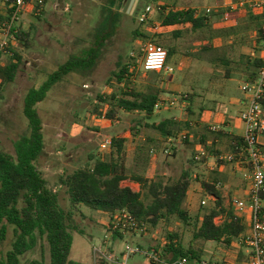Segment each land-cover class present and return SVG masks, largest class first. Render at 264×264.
Masks as SVG:
<instances>
[{"label":"rangeland","instance_id":"374dc122","mask_svg":"<svg viewBox=\"0 0 264 264\" xmlns=\"http://www.w3.org/2000/svg\"><path fill=\"white\" fill-rule=\"evenodd\" d=\"M190 3L203 7L216 6L219 0H190ZM149 6L153 8L150 22L142 25L138 20L139 13ZM109 13L114 15L115 10L107 0H49L39 18L31 15L20 22L19 25L24 29H31V46L26 49L19 44L17 51L23 57V62L17 78L12 84L0 86V148L4 152L15 156V144L29 134L28 121L23 114L24 99L28 91L40 87L58 66L89 47L94 34L108 18ZM120 19L113 45L92 77L89 80L74 75L67 77L49 94L48 99L38 106L45 135V149L38 161V169L43 173L49 188L58 193L61 206L67 210L70 202L66 190L59 184L61 176L85 167L90 156H101L102 143L137 124L135 119L141 118V115L121 110L118 114L120 125L112 127L109 122L103 121L105 106L99 110L96 107L101 105L99 96L112 102V95H118L126 90L125 85L127 86L128 82L118 84L115 79H111L112 73L117 70L116 64L122 58L124 64H132L136 68H131V71L136 70V73L135 77H130L132 82H129L127 87L145 91L147 85L157 84L162 91L161 101L177 103L173 109L164 108L157 112L158 115L153 118L154 122L158 123L170 117L169 114L176 116L175 118L181 122L184 120L182 116L186 112L185 107H188L189 103L183 102L181 96L187 94L193 96L194 115L190 117L193 119L191 121H194L192 122L194 128L182 129L176 134L180 140L170 143L168 139L163 141L162 136L147 128L144 122L141 123L140 132H135V136L129 139L126 146L125 165L129 173L138 172L152 181L166 184L177 182L182 172L190 168L192 175H198V181L192 182L194 187H191L189 198L192 195L193 197L192 200L188 198L185 207L195 218L204 209L213 205V202L206 198L202 183L220 182L223 186L229 185L227 180L231 172L229 167H233L231 164H222L220 171H212L209 166L215 165H210L211 158L208 160L206 157L207 163H203L204 158L201 162L196 161L195 158L201 148L207 147L200 144L199 138L197 139L207 130V124L202 121L203 119H199V115L203 114L205 119L207 111H212L216 106L214 100L221 99L223 103L228 104L234 97L233 93L236 96L242 95V83L247 79V76L242 75V68L244 69L247 64L248 55L253 51V43L256 41L254 26L250 30H244L242 28L245 22L235 18L233 22H223L222 25L228 29L236 28L237 34L234 36L217 31L218 26L211 32L204 33L182 30V36L178 37L172 31L164 33L152 0H139L137 11L132 15L121 13ZM153 25L154 29L151 28ZM136 30L149 37H135ZM148 42L159 44L166 50L176 49V53L168 60V65L174 70L172 81L164 82L162 75H155L154 72L148 75L142 73L141 48ZM206 45L210 46V50L203 51ZM224 58L233 62L230 66L233 69L230 79L226 78L227 67L221 62ZM134 60H139V63L136 65ZM6 61L7 55L3 57V62ZM227 87L232 90L230 93H225ZM202 110L204 112H201ZM235 110L232 107L229 111ZM186 133L189 134L188 143L181 139ZM148 138L153 139L155 144L150 146V151L144 150V154L138 158V148L144 146ZM220 145L224 155L230 153L226 142ZM151 149L158 152L156 159L151 157ZM164 149H169L171 154L164 155ZM191 160H194V165L190 163ZM244 169L247 171V168ZM124 186L132 188L135 192L141 191L138 183L126 182ZM234 190L236 189L233 186L220 189L221 193L225 194L226 206L233 210L236 194ZM147 194L148 192L144 191V200L150 203ZM241 198L246 200L243 195ZM203 200L207 201L206 206L202 205ZM81 211L82 214L78 215L76 220L83 234L74 233L71 250V259L76 262L96 264L94 248L102 246L105 241H109V246L114 248L116 255H119L127 244L139 245L144 249L157 248L166 241L168 234L175 233L186 248L192 246L201 260L209 264H240V261L234 259L238 249L235 247L226 249L219 244L196 241L193 239V226L186 227L177 219H172L169 224L161 223L156 229L148 227L147 233H139L113 242L107 236L109 218L106 214L86 207H81ZM221 220L216 219L217 224H220ZM13 240V229L10 227L7 240L0 248V257H4L11 249ZM246 250H249L247 246ZM32 260L49 262V246L46 241H40L36 249L21 257L22 264H28ZM128 264L151 263L144 255L137 254L129 259ZM189 264L199 262L189 260Z\"/></svg>","mask_w":264,"mask_h":264},{"label":"trees","instance_id":"16d2710c","mask_svg":"<svg viewBox=\"0 0 264 264\" xmlns=\"http://www.w3.org/2000/svg\"><path fill=\"white\" fill-rule=\"evenodd\" d=\"M159 1L152 0L162 28H182L186 32L193 33L211 32L213 24L210 18L205 16L195 18V10L190 9H171L166 14L167 6L158 4ZM107 2L117 7L118 10H122L125 0H107ZM107 15L108 18L94 34L89 47L68 58L48 76L40 87L32 88L26 94L23 114L28 121L29 134L15 144V156L0 148V248L7 240L10 227L13 229L14 238L11 249L4 257H0V264H22L21 257L36 249L40 241H46L49 246V262L32 260L28 264H83L71 259L73 235L77 232L83 234L76 220L77 216L82 214L81 207L101 211L109 217L127 211L137 220L140 227L146 226L152 229H156L161 223L169 224L172 219H177L186 227L193 226L194 240L219 244L226 249L238 242L248 229L245 219L233 208L226 206L225 197L217 189V182L202 183L206 195L214 196L216 201L214 205L204 209L202 213L193 218L185 207L192 187L190 168L182 172L177 182L169 184L152 181L138 172L129 173L125 165L126 145L129 139L135 136V132H140L141 123L144 122L147 128L162 136L163 141L177 138L176 134L182 129L187 130L194 126L192 122H179L174 118L154 122L153 118L157 116L156 105L161 101L162 91L157 84L147 85L145 91L127 87L129 82H132L131 78L135 77L136 70L131 71L135 65L124 64L122 58L116 64L117 70L112 73L111 79H115L118 84L128 82V85H125L126 90L118 95H112V102L99 96L102 107L101 105L96 107L99 110L103 108V105L105 106L103 121L109 122L112 127L120 125L118 114L121 110L129 114L141 115V118L135 119L137 124L132 128L112 136V144L108 152L98 157L90 156L85 167L61 176L59 184L67 192L70 202L69 209L66 210L61 206L58 193L49 188L47 180L37 165L45 149L44 124L38 106L44 103L49 94L67 77L74 75L83 80H89L92 77L94 71L104 60L108 49L112 47L121 20V13L115 12L114 15L111 13ZM4 20L5 16L0 13V22ZM247 20L248 23L242 29L250 30L254 26L257 37L253 49H256L263 40L261 22L259 18L252 15ZM151 28L154 29L155 26ZM182 30L176 29L173 33L181 37ZM219 31L226 33L227 36L237 34L236 28L233 27L221 28ZM31 35V29L26 30L23 26H19L18 32L12 34L7 61L0 65L1 87L15 82L23 62V57L18 53L17 47L20 44L29 49ZM134 36L149 37L139 30L134 32ZM208 50L210 46L203 47V51ZM167 52L169 60L176 53V49L168 48ZM256 52L259 56L253 60L248 57L244 67L249 73L247 82L256 81L258 71L262 66L261 50H256ZM134 61L136 65L139 63V60ZM221 62L227 67L226 78L230 79L233 72L230 66L233 62L228 58L222 59ZM155 75L162 74L155 73ZM181 97L183 102L190 103L186 110L187 114L193 115V96L187 94ZM206 129L207 134L204 133L197 139L199 138L200 144L207 146L205 148L209 157H219L220 152L215 150L216 143L225 135L222 132L214 133L209 127ZM146 141L144 146L138 148V158L144 154V150L150 151V146L155 144L153 139L148 138ZM209 141L212 145L208 147ZM232 141V152L237 153V148L243 147V139L232 137ZM184 142H189V134ZM204 159L203 163L209 160L206 157ZM190 163L195 164L194 160ZM125 182L138 183L141 191L135 192L130 187H125ZM144 191L148 192L147 197L151 200L150 203L145 202ZM261 200L263 202L262 216H264V191L261 193ZM217 218H222L220 224L215 222ZM106 230L109 232V229L106 228ZM123 239L124 236L120 233L113 235L114 241ZM150 249L161 251L167 260L185 257L190 261H201L199 254L192 246L186 248L175 233L168 234L163 244Z\"/></svg>","mask_w":264,"mask_h":264},{"label":"built area","instance_id":"2783aa9c","mask_svg":"<svg viewBox=\"0 0 264 264\" xmlns=\"http://www.w3.org/2000/svg\"><path fill=\"white\" fill-rule=\"evenodd\" d=\"M49 0H0V13L5 16V20L0 22V65L3 64V57L7 55L8 48L11 44V36L18 32L20 22L27 16H40L44 7L47 6ZM153 8L151 6L145 8L139 13V23L146 25L149 23V17ZM243 10L259 18L262 29L261 59L262 66L258 71V77L255 82H246L243 84L241 91L246 96V109L241 113L240 119L244 124L243 147L237 148V153H230L222 156L220 159L227 163L237 162L239 165L247 168V180L249 182V202L239 199L233 200L235 212L243 215L247 210L250 211L249 228L245 234L239 239L240 244L248 247L247 264H264V216H262L263 202L261 193L264 191V0H237L231 7V10L222 14L221 21L224 23L233 22L236 12ZM214 8H205L195 10L194 17L202 16L214 17ZM142 61L140 63L143 74L148 75L151 72L162 74L165 81L173 79V68L168 64L167 50L155 43H145L141 48ZM177 105L175 101H160L156 105V112L162 111L164 108L170 109ZM212 132L221 131L218 126L209 128ZM187 138V133L181 136L182 140ZM180 138H169L168 142H178ZM112 139L100 145V151L108 152L111 148ZM164 155H170L169 149H164ZM152 157H157L156 150L151 151ZM207 157L205 148H201L196 156V161L201 162ZM191 181H198V175L191 176ZM222 186L217 185L220 190ZM209 201H216L211 195L206 197ZM202 205L206 206L207 201L203 200ZM107 225L108 238L113 242V235L120 233L124 237L136 236L139 233H147V227H140L137 220L127 211H122L113 217H109ZM222 219V218H217ZM222 221V220H221ZM217 223L218 221L215 220ZM94 258L96 264H128L129 259L137 254L144 255L151 264H189L188 258H178L170 260L164 258L161 251L154 249H144L142 247L127 244L125 250L121 254L116 255L114 248L109 246V241H105L102 246L94 248ZM199 264H209L205 260H201Z\"/></svg>","mask_w":264,"mask_h":264},{"label":"crops","instance_id":"0c3cea01","mask_svg":"<svg viewBox=\"0 0 264 264\" xmlns=\"http://www.w3.org/2000/svg\"><path fill=\"white\" fill-rule=\"evenodd\" d=\"M237 2V0H219V4L216 6H206L203 7L201 5H196V4H191L190 0H160L158 4L167 6V10H166V14L169 13V11L171 9H176V10H197V9H205V8H214L215 10H217L215 12L214 17H211L210 20L212 21L213 27L212 30L215 29V27H218L216 30L219 31V29L224 28L222 27L223 22L221 21V17L222 14L225 12L230 11V8ZM138 4H139V0H136L134 3L131 2L129 7H128V3L127 0H125V3L123 5V9L122 10H118L117 7L111 6L115 12L118 13H124V14H128L132 15L133 13H135L137 11L138 8ZM125 11V12H124ZM250 15H248L247 12L243 11V10H239L236 12V17L238 20H242L244 21V26L248 23V17ZM176 29H181L182 28H163L164 33L167 32H174V30ZM158 30V29H157ZM185 30V29H184ZM255 36L257 37L256 32L254 33ZM255 42L253 43L254 46ZM262 44V43H261ZM261 45L257 46L256 49H253V51L248 55L249 58H251V60L256 59L259 54L256 52V50H260ZM242 75L247 76V78L249 77V73H247L245 71V69L242 68ZM163 76V75H162ZM164 82H167L164 80ZM172 81V80H171ZM247 82V81H246ZM245 82V83H246ZM168 83V82H167ZM244 83H242L243 86ZM242 88V87H241ZM230 91H232L229 87H227V90H225V93H230ZM242 95L237 94V96L235 95V93H233V98L232 101L227 103H223L221 99H219V101H215L216 106L214 108H212V111H207L206 113V117L204 119L203 114L199 115V119H203L202 121H205V123L207 124V126H218L221 128V131L225 137L222 140L217 141L216 143V150L220 152L219 157H209V154H207L208 159H210L212 161V164L210 165H215V166H209V169L216 170V171H220L221 169V165L222 164H231L233 165V167H229L231 170L229 176L227 177L229 185H222V183L218 182L217 185L223 186L221 187V189L224 188H230V187H234L236 190L235 191V199H239V200H244L241 198V196L243 195V197L246 198V202H249V182L247 180V171L244 169L245 167H243V165H239L237 162L234 163H227L223 160H221L220 158L222 156H224V154L221 152V148H220V144H222V142H226V147H229L228 150L230 153L232 152L233 146H232V137H239L243 139V135H244V124L242 123L240 116L241 113L246 109V96L243 94V92L241 91ZM195 104V102H194ZM190 106V103H188V107ZM188 107H185V110H187ZM232 107H234L236 110L235 112H230L229 110L232 109ZM174 108V107H173ZM172 108V109H173ZM183 112V111H181ZM201 112H204V110H202ZM194 113V112H193ZM158 115V114H157ZM194 115V114H193ZM170 117H166V118H174L177 121L178 118L176 119V116H173L172 114H169ZM184 120H181V122H194L191 121L193 120L189 114H187V112H184L183 116ZM164 118V119H166ZM163 120V119H162ZM196 124V122H195ZM209 124V125H208ZM197 125V124H196ZM203 134L200 135V137ZM162 139V137H161ZM163 140V139H162ZM226 140V141H225ZM262 142L264 143V139H262ZM128 144V143H127ZM212 142L209 141L208 142V146H211ZM127 146V145H126ZM228 153V154H230ZM263 153H264V147H263ZM227 155V154H225ZM152 157V156H151ZM153 159H156L157 157H152ZM213 161H215L213 163ZM227 172V171H225ZM192 176V175H191ZM126 183V182H125ZM128 187V186H126ZM192 187H194L193 183H192ZM132 189V188H131ZM223 196L225 197V194H223ZM190 197V192L188 195V198ZM193 195L191 196V198H189V200H192ZM188 198H187V202L188 203ZM250 211H246L242 217L245 219L247 226L249 228V223H250ZM248 230V229H247ZM244 244H240L239 242H236L235 244H233L232 247H235L236 249H238L237 251V256L235 259V261H240V264H247L248 261V250H246V246H243ZM245 259V260H244ZM234 261V260H233Z\"/></svg>","mask_w":264,"mask_h":264},{"label":"water","instance_id":"95a60500","mask_svg":"<svg viewBox=\"0 0 264 264\" xmlns=\"http://www.w3.org/2000/svg\"><path fill=\"white\" fill-rule=\"evenodd\" d=\"M135 1H136V0H129V2H128V7H129V5H130L131 2L134 3Z\"/></svg>","mask_w":264,"mask_h":264}]
</instances>
